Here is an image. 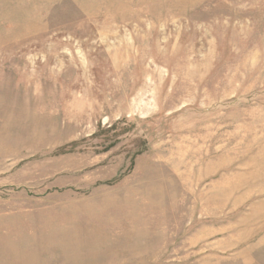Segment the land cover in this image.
Wrapping results in <instances>:
<instances>
[{
    "label": "rangeland",
    "instance_id": "374dc122",
    "mask_svg": "<svg viewBox=\"0 0 264 264\" xmlns=\"http://www.w3.org/2000/svg\"><path fill=\"white\" fill-rule=\"evenodd\" d=\"M0 264H264V0H0Z\"/></svg>",
    "mask_w": 264,
    "mask_h": 264
}]
</instances>
